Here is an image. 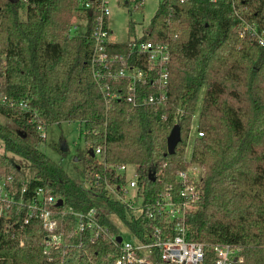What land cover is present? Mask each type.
<instances>
[{"label":"trees","instance_id":"obj_1","mask_svg":"<svg viewBox=\"0 0 264 264\" xmlns=\"http://www.w3.org/2000/svg\"><path fill=\"white\" fill-rule=\"evenodd\" d=\"M20 10V1L0 0V114L10 121L0 120L6 151L0 155V174L15 177L17 195L26 183L24 199L42 186L63 199L59 210L97 206L113 233L120 231L108 213L142 236L152 220L145 214L129 216L127 205L108 193L106 179L126 182L111 166H136L146 200L154 201L167 189H179L178 172L197 164L203 171L202 201L188 212V238L238 245L242 264H264V45L239 32L244 20L264 29V0L160 1L144 36L171 50L166 104L158 109L135 107L124 93L107 100L91 64L95 16L89 14L86 34L67 32L75 0H32L25 15ZM130 31L134 33L133 26ZM197 113L196 130L203 135L193 139L188 160ZM64 121L81 124L87 149L101 147L100 157L86 153L80 170L90 177L94 193L32 141L43 139L41 126ZM175 124L182 140L169 154L167 138ZM7 211L0 230V264H116L114 242L85 238L80 244L78 236H69L76 223L73 213L58 214L71 244L49 257L41 218L24 223L27 207L19 203ZM207 254L205 264H213V253Z\"/></svg>","mask_w":264,"mask_h":264},{"label":"built area","instance_id":"obj_2","mask_svg":"<svg viewBox=\"0 0 264 264\" xmlns=\"http://www.w3.org/2000/svg\"><path fill=\"white\" fill-rule=\"evenodd\" d=\"M18 1L21 2V15H25L32 0ZM75 1L77 10L67 32L70 36L86 34L89 14L95 16L91 33L94 40L91 64L93 75L107 100L120 99L123 95L121 93H124L126 100L135 107L151 104L155 109L163 108L170 82L171 50L168 44L145 39L148 29H144L141 35L136 33L134 35L128 30L130 35L128 39L114 40L112 38L114 30L110 25L112 12L109 0ZM231 1L235 4V0ZM117 3L121 7L133 4L134 11H142L141 8L145 7V0H117ZM239 32L241 36L249 35L250 39L264 45V29L259 30L255 24L244 20ZM117 45L123 49L117 50ZM114 85L117 89L113 88ZM142 85L150 86L155 92L147 93L141 88ZM39 129L43 130L44 137L45 127L41 126ZM196 135L202 136L203 132L197 131ZM94 152L100 157L101 147L96 148ZM129 166L134 165L111 166L116 173L126 177V182L114 183L106 179V189L113 198L127 205L129 216L134 214L137 218L145 214L152 220L150 226L144 228L142 236L135 235L130 229L131 237L128 238L121 232L113 233L108 225L102 223L97 206L88 211H75L72 207L59 210L56 207L60 206L57 204L59 198L49 194L42 186L32 189L30 196L24 199L28 190L27 183L17 195L15 177L12 174H0V230L3 231L7 210L12 204L19 203L27 207L24 223H28L34 216L41 218L46 229L44 253L49 257H52L54 250L71 244L67 241L64 225L60 228L58 214L64 217L67 213H73L76 223L69 236H78L80 244L85 238H89L91 242L101 238L114 242L119 249L116 264H205L208 251L213 253V264L243 263L241 247L238 245L206 243L188 238V212L202 201L199 183L203 171L199 165V171L196 170L197 164L180 170L177 175L180 188L167 189L154 201L146 200L145 187L139 183L140 174L136 166L133 176L127 178L126 171ZM96 184L98 182L95 181ZM87 190L94 193V185ZM108 217L118 227L114 219L118 217L113 213H108ZM118 236L122 237L121 241L118 240Z\"/></svg>","mask_w":264,"mask_h":264},{"label":"rangeland","instance_id":"obj_3","mask_svg":"<svg viewBox=\"0 0 264 264\" xmlns=\"http://www.w3.org/2000/svg\"><path fill=\"white\" fill-rule=\"evenodd\" d=\"M161 0H145V7L143 11H134L133 4L120 6L117 0H109L111 8L110 25L113 27L114 33L112 38L117 41H123L128 39L130 26H133L135 33L141 35L143 30L148 29L151 19L155 15ZM128 10H132L129 12ZM2 66L0 65V72ZM204 89L201 93V100ZM200 100V102H201ZM201 103L199 104L200 108ZM197 119L198 113L195 116V121L192 126L190 135L189 146L187 149V156L189 157L192 152V142L197 134ZM0 120L4 123L10 124V121L0 114ZM81 124L78 122L64 121L61 124H51L45 128V136L43 139H33L32 141L43 150L51 159L59 163L65 171L75 180H77L85 189H89L92 185L90 178L83 175L80 170L85 168L86 163L82 158L88 152L84 137L82 135ZM41 135L43 130L40 129ZM65 146V147H64ZM6 153L4 143L0 140V155ZM76 157H78L76 159ZM24 163V161H21ZM198 166V165H197ZM27 175L31 177L33 175L32 170L27 166L24 167ZM200 167L198 166V169ZM134 166H129L126 173L127 178H131L134 174ZM82 174V175H81ZM98 202L100 198H96ZM119 231L125 238L131 237L129 228L118 218H114Z\"/></svg>","mask_w":264,"mask_h":264},{"label":"water","instance_id":"obj_4","mask_svg":"<svg viewBox=\"0 0 264 264\" xmlns=\"http://www.w3.org/2000/svg\"><path fill=\"white\" fill-rule=\"evenodd\" d=\"M11 2H18V0H10ZM182 140V134H181V127L179 124H175L174 127L172 128L168 138H167V147H168V152L169 154H173L176 150V147L178 143ZM65 147V146H64ZM88 153L91 156H95V152L93 148L88 149ZM78 157H76L77 159ZM59 205L63 204V199L59 198L58 203ZM122 237L118 236V240L121 241Z\"/></svg>","mask_w":264,"mask_h":264}]
</instances>
